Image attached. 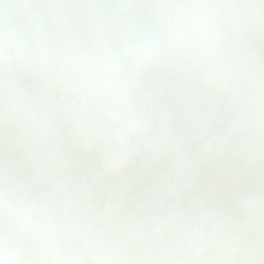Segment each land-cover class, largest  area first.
Masks as SVG:
<instances>
[{
	"label": "rangeland",
	"instance_id": "rangeland-1",
	"mask_svg": "<svg viewBox=\"0 0 264 264\" xmlns=\"http://www.w3.org/2000/svg\"><path fill=\"white\" fill-rule=\"evenodd\" d=\"M16 4L0 0V237L23 224L46 237L35 264H126V241L159 259L181 234L220 264H264V0H91L73 11L37 0L23 27ZM162 51L185 74L160 96L140 65ZM132 121L150 159L182 162L152 188L179 199L175 219L145 237L130 213L144 192L129 182L117 127ZM0 264L18 261L0 248Z\"/></svg>",
	"mask_w": 264,
	"mask_h": 264
},
{
	"label": "water",
	"instance_id": "water-1",
	"mask_svg": "<svg viewBox=\"0 0 264 264\" xmlns=\"http://www.w3.org/2000/svg\"><path fill=\"white\" fill-rule=\"evenodd\" d=\"M72 6L82 5L88 0H67ZM197 0H181L185 6L194 4ZM36 0H19L17 14L14 20L15 25H21L28 21ZM174 65L170 57L160 58L156 64L154 72V86L161 93L170 92L180 79V69L175 65L169 67L168 74H161L157 69ZM131 135L132 154L129 157L131 177L134 184L147 186L150 181L159 176L173 174L179 168L178 160H166L162 162H149L143 159V147L138 139L133 127L129 128ZM11 136L17 143L28 145L30 136L25 133H4ZM135 211L138 215L139 228L143 234H147L160 227L166 218H173L175 207L172 199L161 194H148L143 197L136 205ZM2 244L12 246L19 254L24 264H32L41 252L40 239L26 230L19 234H8L2 240ZM123 250L128 254L130 264H158L148 253L141 248L126 243ZM212 255L207 248L191 239H179L170 242L165 253L167 264H210Z\"/></svg>",
	"mask_w": 264,
	"mask_h": 264
}]
</instances>
